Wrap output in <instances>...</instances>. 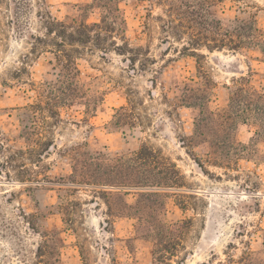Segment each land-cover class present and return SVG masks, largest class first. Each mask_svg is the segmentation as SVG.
<instances>
[{
  "label": "rangeland",
  "instance_id": "374dc122",
  "mask_svg": "<svg viewBox=\"0 0 264 264\" xmlns=\"http://www.w3.org/2000/svg\"><path fill=\"white\" fill-rule=\"evenodd\" d=\"M83 3L91 0H0V264H154L155 249L164 247L167 264H237L263 241L264 143L229 167L214 165L211 143L231 152L225 143L232 131L209 127L197 146L187 144L203 107L227 105L234 79L250 77L264 92V53L193 55L184 50L189 37L166 24L163 0H123L138 60L133 66L131 53L83 48L77 63L92 101L87 113L47 87L58 83L60 69L43 18L63 20ZM213 12L227 27L239 18L264 28V0H224ZM99 18L91 9L89 19ZM45 86L55 117L25 109ZM255 132L251 121L235 129L245 145ZM144 143L176 165L180 186L103 185L104 173L121 182L116 170L125 168L92 162L87 152L132 156ZM80 144L87 146L71 150Z\"/></svg>",
  "mask_w": 264,
  "mask_h": 264
},
{
  "label": "trees",
  "instance_id": "16d2710c",
  "mask_svg": "<svg viewBox=\"0 0 264 264\" xmlns=\"http://www.w3.org/2000/svg\"><path fill=\"white\" fill-rule=\"evenodd\" d=\"M121 1L123 0H91V3L76 5L78 13L68 14L63 20L56 19L50 14L43 17L46 34L52 37L55 60L60 69L58 81L60 84L48 83L47 87L54 90L53 93L63 94V99L71 102L70 104L85 105L87 113L93 109V107L91 108L92 101L89 91H86L80 82V69L77 63V55L82 52L83 48L94 45L95 48L105 54L113 50L121 55L131 53L132 56L127 61L133 66L138 60V52L130 46L126 38L127 21L120 6ZM223 1L163 0L165 13L168 17L165 22L178 36L185 34L189 37L184 50L192 52L193 55H198L196 50L200 49L213 52L225 49L247 51L259 48L264 53V28L258 26L255 19H252V23H250L237 18L232 26L223 25L222 20L213 12V7ZM91 9L100 11L98 21L89 19ZM117 39L121 40L122 43H119ZM200 55L205 56L202 53ZM210 81L208 80V82ZM47 87L45 86L40 92L37 102L25 106V109L31 110L33 116H36L41 109L47 110L51 114L50 116L55 117L57 115L54 105L55 98L48 99V96L43 93ZM56 96L60 99L58 94ZM211 101L212 98L208 99V102ZM62 102L65 103V101ZM94 109H97V106H94ZM120 109H125V107ZM247 121H251L256 126L255 136L250 139L249 145L243 144L235 134V129L240 123ZM209 127L214 131L217 130L219 135H222L226 129L232 131L227 137L228 145L225 143L231 152L223 154L218 151V143H211L212 147H217V150L212 153L213 155L216 154L214 165L224 166L225 163L230 165L229 162L237 161L245 153L251 155L252 151L257 150L260 143H264V92L253 84L250 77L241 76L234 79L229 102L225 107L217 111H209L206 107L201 109L195 132L188 138L187 145L190 147L197 146V139L203 136ZM83 146H87V144H80L71 150L82 149ZM249 149L252 151H248ZM87 154L89 155L88 159L92 162L95 160H112L116 162L113 164L114 167L125 168L121 172L113 166L109 168V172L116 170V176L118 177L119 174L123 180L110 183L107 181L109 180L108 173H104L100 179L105 181L102 183L105 186L139 187L141 189H167L180 186L181 174L176 165L173 162H167L160 153L146 143L134 151L132 156H127L124 152L117 153L112 158L104 153L93 154L88 151ZM195 159L200 163L197 157ZM228 165L224 167H229ZM76 171L77 168L74 165V172ZM183 222L174 225L182 226ZM165 224V226H169L167 222ZM175 226L166 229L168 236L174 235ZM164 249L165 247L155 249L154 264H167L166 260H171L170 257L161 254ZM237 264H264V235L261 248L249 247L237 260Z\"/></svg>",
  "mask_w": 264,
  "mask_h": 264
}]
</instances>
